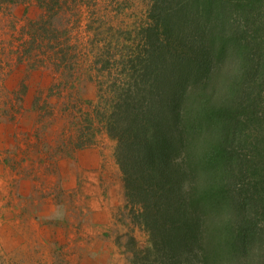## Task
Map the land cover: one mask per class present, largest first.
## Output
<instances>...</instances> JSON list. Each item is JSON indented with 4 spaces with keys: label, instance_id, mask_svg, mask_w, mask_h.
Wrapping results in <instances>:
<instances>
[{
    "label": "rangeland",
    "instance_id": "374dc122",
    "mask_svg": "<svg viewBox=\"0 0 264 264\" xmlns=\"http://www.w3.org/2000/svg\"><path fill=\"white\" fill-rule=\"evenodd\" d=\"M152 5L0 0V264L142 263L133 248L145 254L150 237L100 116L132 79ZM246 121L238 133L262 149L264 121ZM256 159L260 177L264 150Z\"/></svg>",
    "mask_w": 264,
    "mask_h": 264
},
{
    "label": "trees",
    "instance_id": "16d2710c",
    "mask_svg": "<svg viewBox=\"0 0 264 264\" xmlns=\"http://www.w3.org/2000/svg\"><path fill=\"white\" fill-rule=\"evenodd\" d=\"M152 2L132 79L100 116L150 237L134 259L264 264V146L238 133L264 121V0Z\"/></svg>",
    "mask_w": 264,
    "mask_h": 264
}]
</instances>
